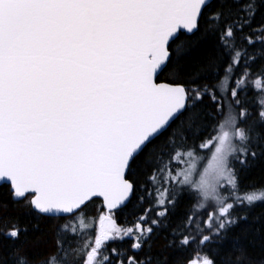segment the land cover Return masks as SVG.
Instances as JSON below:
<instances>
[{"label": "snow or ice", "instance_id": "1", "mask_svg": "<svg viewBox=\"0 0 264 264\" xmlns=\"http://www.w3.org/2000/svg\"><path fill=\"white\" fill-rule=\"evenodd\" d=\"M257 169L264 0H0V264H264Z\"/></svg>", "mask_w": 264, "mask_h": 264}, {"label": "trees", "instance_id": "2", "mask_svg": "<svg viewBox=\"0 0 264 264\" xmlns=\"http://www.w3.org/2000/svg\"><path fill=\"white\" fill-rule=\"evenodd\" d=\"M262 177H264V173H261L260 170L257 169L255 171H253V173L251 174L249 179L252 182H259L262 179ZM5 197H6L5 192L2 189H0V200L5 199ZM8 210H9V212H14V209L11 207V205H9V209ZM89 211H92V209L90 208ZM126 211L127 212H131L132 211L131 206H129V208ZM261 213H264V207H257L255 209L253 215L254 216H259ZM254 226H255L256 229H259L260 228V223H254ZM41 228L45 229V230H50V225H41ZM257 243H258V239H257Z\"/></svg>", "mask_w": 264, "mask_h": 264}]
</instances>
